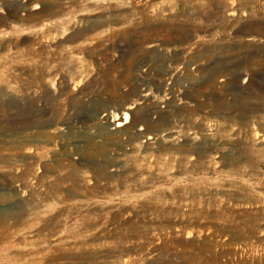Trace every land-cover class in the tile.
Segmentation results:
<instances>
[{"label":"rangeland","instance_id":"rangeland-1","mask_svg":"<svg viewBox=\"0 0 264 264\" xmlns=\"http://www.w3.org/2000/svg\"><path fill=\"white\" fill-rule=\"evenodd\" d=\"M0 264H264V0H0Z\"/></svg>","mask_w":264,"mask_h":264},{"label":"bare ground","instance_id":"bare-ground-1","mask_svg":"<svg viewBox=\"0 0 264 264\" xmlns=\"http://www.w3.org/2000/svg\"><path fill=\"white\" fill-rule=\"evenodd\" d=\"M132 107V106H131ZM130 106H125V109H130ZM111 111V110H110ZM113 113V112H112ZM124 114L121 113H115L112 114L111 117L109 118V120H105L107 121L106 123L108 124V126H112L115 127L114 129H120L121 127L124 128V126L128 123L129 118H130V114L129 112L126 110L125 112L123 111ZM108 119V118H107ZM105 123V122H104ZM124 130V129H123ZM122 130V131H123ZM121 131V130H120ZM121 131V132H122ZM118 132V131H117ZM134 139V138H133Z\"/></svg>","mask_w":264,"mask_h":264}]
</instances>
